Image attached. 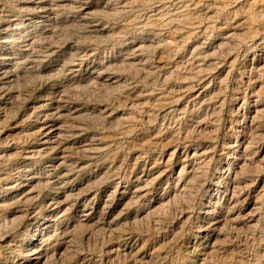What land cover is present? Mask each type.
Wrapping results in <instances>:
<instances>
[{
  "label": "rangeland",
  "instance_id": "374dc122",
  "mask_svg": "<svg viewBox=\"0 0 264 264\" xmlns=\"http://www.w3.org/2000/svg\"><path fill=\"white\" fill-rule=\"evenodd\" d=\"M40 1L54 14L36 26L37 17L22 13L16 0H0V37L19 36L15 46L31 43L27 65L14 69L11 80L0 76V177L15 184L30 172L38 181L32 204L0 207V238L19 243L23 232L25 239L49 240L46 264H264V112L251 130L260 134L253 151L262 152L245 171L236 168L240 203L215 221L204 213L209 193L216 199L225 189L235 138L245 128L239 106L253 103L254 81L264 103V79L255 71L264 58V0H78L75 10L62 9L69 3L60 0ZM10 19L24 20V27L12 32ZM38 103L66 105L63 116L51 118L64 134L57 150L25 162L23 150L36 146L44 121L31 109ZM72 108L74 115L67 113ZM194 148L209 158L184 176L181 189L177 156ZM64 156L65 163L58 160ZM61 186L58 196L72 209L56 214L61 223L47 239L44 209ZM116 186L126 195L107 199ZM135 186L148 197L135 195ZM162 197L163 207L151 209ZM91 201L90 222L81 224ZM30 208L34 219L27 222ZM6 260L20 258L0 248V264Z\"/></svg>",
  "mask_w": 264,
  "mask_h": 264
},
{
  "label": "bare ground",
  "instance_id": "6f19581e",
  "mask_svg": "<svg viewBox=\"0 0 264 264\" xmlns=\"http://www.w3.org/2000/svg\"><path fill=\"white\" fill-rule=\"evenodd\" d=\"M17 3L19 4V7L22 9V13L26 12H32V15H35V17H37L38 22H33L32 25H36L39 26L41 24L44 23V19L48 20L49 22H51V19L49 18L50 15H53L54 13L50 12V9H48L47 6H49L48 4H44V2L40 1V0H16ZM59 1V0H58ZM61 1V4L63 3H69V5H66L62 8V6L60 5H55L57 6V8H62L64 9L65 7H70L71 9L75 10V7L73 4H75L78 0H65V1ZM55 2V1H54ZM55 4V3H54ZM18 6V5H17ZM78 7V6H77ZM16 8V7H15ZM79 10L83 11L84 9L79 7ZM21 13V14H22ZM58 13V12H57ZM88 13V12H87ZM56 15V14H55ZM54 15V16H55ZM88 15V14H86ZM11 16V15H10ZM40 16H44V17H40ZM264 16V15H263ZM16 17V16H14ZM19 17V16H18ZM33 18V16L30 18H28L27 21L28 23H31V19ZM6 19V18H5ZM13 19V18H12ZM18 19V18H17ZM39 19H41V21H39ZM55 19V17H54ZM6 21V20H5ZM56 21V19H55ZM54 21V22H55ZM9 26L11 25V23H15L14 24V28H12V32H18L19 27L23 28L24 27V20L19 19L18 21L15 20H8ZM7 28V27H6ZM47 29V28H46ZM9 30V29H8ZM20 30V29H19ZM25 33V32H24ZM6 34V33H5ZM232 34V33H231ZM233 36V35H232ZM231 36V37H232ZM239 36V35H238ZM19 37V36H18ZM18 37L15 36H7V34L5 36H3L1 39H3L2 41H0V52L3 51V53L0 55V76L3 80H7L10 79L12 77V72L14 69H17V67H21V65L24 64V62H26V60H23V58H26V48L31 47V43H26L21 40V42L17 41V43L19 44L17 46L14 45L16 43V40L18 39ZM157 37V36H156ZM227 37V36H226ZM22 38V37H21ZM25 38V37H24ZM48 38V37H46ZM224 38V37H223ZM9 39H11L9 41ZM236 39V38H235ZM239 39V37H238ZM226 41V40H225ZM160 42V41H159ZM229 42V41H227ZM227 44V43H226ZM229 44V43H228ZM227 44V45H228ZM223 45V44H222ZM226 45V47H227ZM13 46L11 48V50H13L14 52L12 53H7V49L8 47ZM234 46V45H233ZM144 47V46H143ZM232 47V46H230ZM219 48V47H218ZM223 48V47H221ZM144 49V48H143ZM142 50V49H141ZM6 51V52H5ZM28 51V50H27ZM47 51V50H46ZM229 51V50H228ZM29 52V51H28ZM33 53V52H32ZM37 53V52H36ZM136 54V53H135ZM14 55V56H13ZM134 55V54H133ZM113 58V57H112ZM129 58V57H128ZM253 61V60H252ZM122 62V61H121ZM36 63V62H35ZM34 63V65H35ZM38 64V63H36ZM40 64V62H39ZM121 64V63H120ZM137 64V63H136ZM141 64V63H140ZM24 65H27L26 63ZM32 65V64H31ZM122 65V64H121ZM131 65V64H130ZM257 66L255 67V71L257 74V79L261 82V79H264V58L262 60H257ZM123 66V65H122ZM26 67V66H25ZM32 67V66H31ZM30 67V68H31ZM134 68V67H133ZM44 69V68H43ZM139 69V68H138ZM142 69V68H141ZM200 69V68H199ZM27 70V69H26ZM34 70V68H33ZM30 71V70H29ZM107 71V70H106ZM110 71V69H109ZM249 72V71H248ZM191 74V73H190ZM201 74V73H200ZM255 74V73H254ZM40 75V74H39ZM198 75V74H197ZM14 76V75H13ZM255 76V75H254ZM16 77V76H15ZM170 77V76H168ZM194 77V76H193ZM196 77V74H195ZM250 77V76H249ZM192 78V76H191ZM255 78V79H256ZM256 79V80H257ZM11 80V79H10ZM185 80V79H184ZM34 81V80H33ZM107 81V80H106ZM105 81V82H106ZM109 81V79H108ZM253 81V80H252ZM255 84L253 85V89L251 94H249L250 96L248 97V100L250 98L255 97V99L252 101L253 103L251 104V102L247 103L244 102V100L242 101V104L239 106V109H241L242 111L244 110V114L242 115V123H245V128L242 127V131H239L241 133L240 138H235V150L233 152V154L229 157L230 162L227 163V168H226V178H225V188L222 192L218 191L221 193V196L219 195L218 198L215 199V195H211V192L209 193V197H208V205H209V209L205 211L204 213H206L208 216V221H215V219L222 217V216H228V214H231V211L235 210V208L237 207L238 202L242 199L243 196V191L244 188L240 187L241 185L238 183L237 181V175L238 172H236V168L239 169V172L245 171L244 168H246L248 165L246 164L248 161V163H250L251 160L254 159V161L256 162L258 159L256 157H258L260 155V153L262 151H260L261 148H258L257 146H255V149L253 151V147H254V140L258 137V135L260 136V134L254 133L252 134L251 130L254 129V125L257 123V120L259 119V117H261L260 115L264 112L263 108V101L261 100V88L256 91V85L258 84L256 81H254ZM156 83V82H155ZM245 83V82H244ZM257 83V84H256ZM252 84V82H251ZM103 85V84H102ZM252 87V86H251ZM95 88V87H94ZM238 89V88H237ZM250 90V91H251ZM241 92V91H240ZM56 93V92H55ZM244 94V93H243ZM7 95V94H6ZM246 95V94H245ZM10 96V95H9ZM245 97V96H244ZM247 97V95H246ZM245 97V98H246ZM61 98V97H59ZM241 98V97H240ZM25 99V98H24ZM58 99V98H57ZM64 99V98H63ZM197 99V98H196ZM43 100V99H42ZM44 101V100H43ZM63 101V100H62ZM61 101V102H62ZM239 99L236 97L234 100V103L237 105ZM251 101V100H249ZM57 102V101H56ZM68 103V102H67ZM39 104V103H38ZM127 104V103H126ZM66 106V105H65ZM64 106V107H65ZM64 107H60V105H55L54 107L50 105H42V103H40L37 107H32L31 109L36 112L38 115H42V117L44 118V121L42 120V125H41V129L38 131L39 134V139L37 140V144L36 146H30L28 149H24L23 150V160L25 162L31 161V158L34 157L33 155L37 154V153H41V152H46V151H55L57 150L56 146L59 144V141L61 139L62 133H63V129L61 128V126H58V119H51L53 118V116H57L58 118H60L61 116H63L64 114ZM136 108V107H135ZM29 109V108H28ZM70 109V108H69ZM68 109V110H69ZM77 109L72 108V110L68 111L67 113L70 115H74L77 113ZM243 113V112H242ZM91 114V113H90ZM38 115L36 116V119L38 117ZM241 115V114H240ZM6 116V115H5ZM211 116V115H210ZM35 117V116H34ZM130 117V116H129ZM56 118V117H55ZM41 119V118H40ZM68 119V118H66ZM34 120V119H33ZM39 121V120H38ZM264 121V120H263ZM40 122V121H39ZM261 122V121H260ZM218 124V123H217ZM258 124V123H257ZM132 125V124H131ZM40 126V125H39ZM36 128V127H35ZM78 128V127H77ZM248 130L250 132L249 136L246 137L245 136V131ZM259 130V129H258ZM37 131V130H36ZM247 131V132H248ZM262 132V131H261ZM64 134V133H63ZM68 135V134H67ZM71 136V135H70ZM77 136V135H76ZM84 136V135H83ZM238 136V135H237ZM262 138H264V130H263V134H261ZM69 137V135H68ZM80 138V137H79ZM261 140V139H260ZM65 141V140H64ZM258 143V141H257ZM256 143V144H257ZM78 144H80L78 142ZM199 145V144H198ZM81 149H86V147L81 146ZM186 149V148H185ZM89 151V150H88ZM208 151H206V149L204 148H194L192 154L189 155L188 150H184L182 153L178 154L177 158L178 160H180V168L177 172H174L175 176H176V183L175 185L178 186L179 188L183 189L185 187V184L183 181L184 176H187L189 178V176L193 175L194 171L196 168L199 169V167H201L203 164H205L207 162V159L209 158L208 156ZM64 154V153H63ZM44 155V154H43ZM57 155V154H56ZM59 155V154H58ZM57 155V156H58ZM39 156V154L37 155ZM41 156V154H40ZM71 156V155H70ZM65 156L64 157H60L58 158L59 161H65ZM70 159V157H69ZM257 159V160H256ZM264 159V153H263V158ZM261 159V160H262ZM57 160V161H58ZM56 161V162H57ZM263 161V160H262ZM1 162V161H0ZM260 162V161H258ZM30 163V162H29ZM65 163V162H64ZM261 163V162H260ZM257 165H259V163H256ZM68 165V164H67ZM157 165V164H156ZM53 166V165H52ZM204 167V166H203ZM264 168V167H261ZM165 170V169H164ZM201 170V169H200ZM150 171H152L150 169ZM28 172V171H27ZM163 172V171H161ZM22 173V171L20 172ZM25 173V172H24ZM160 173V172H159ZM158 173V174H159ZM241 175H244V173H241ZM161 176H163L162 174L159 175L157 177V179H159ZM194 176V175H193ZM9 177V176H8ZM8 177H0V183L3 182V184L5 185L3 188V193H0V207H7V206H17L19 204H23V205H28V204H32L33 203V193H34V189L37 186V182L35 181L34 177L32 176V174L30 172H28L27 175L21 174V176H19V180L17 181L16 179V183L12 184L10 181V179L8 180ZM239 177V176H238ZM52 178V177H51ZM162 178V177H161ZM221 178V177H220ZM139 179V178H138ZM140 180V179H139ZM141 181V180H140ZM240 181V180H239ZM42 182V181H41ZM138 182V181H137ZM147 182V180H146ZM145 182V183H146ZM119 184V183H118ZM1 186V185H0ZM119 186V185H118ZM118 186L115 187V192L111 193V195H109L107 197V199L111 198L112 195H116L119 197H124V195H126V193H121V189L118 188ZM149 186V185H148ZM64 187V186H63ZM63 187H58V192L54 195L53 198H51L50 203L48 205H46L45 209L46 210V216L44 217V223H43V231L45 232V236L47 237V239H50L49 237V233H50V228L54 225H58L61 223V221L59 222L56 218V214L59 212H63L64 211H71L70 208H66V201L67 198L61 200V198L58 196V194L62 193L61 190H63ZM125 188V187H124ZM189 188V187H188ZM243 188V189H242ZM150 189V188H149ZM185 189V188H184ZM247 190V189H246ZM179 191V190H178ZM55 193V192H54ZM134 194L139 196L140 199H145L148 197V192L146 191V189H143L142 187L139 186H135L134 189ZM179 195V194H178ZM36 196V194H35ZM47 196V195H46ZM72 196V195H71ZM114 197V196H113ZM69 198V197H68ZM138 198V199H139ZM70 199V198H69ZM121 199V198H120ZM173 199V198H172ZM171 199V200H172ZM165 198H159V199H153V203L150 206L151 209L153 210H159L163 207V202H164ZM222 200V201H221ZM258 200V199H257ZM111 201V200H109ZM141 201V200H140ZM169 201V199H168ZM262 202V201H261ZM45 203V202H44ZM94 203L93 201L91 202H87L85 203L83 209H85L83 215L81 216L82 221L80 220L79 222L81 224H87L90 222L91 216L93 214V210L94 209ZM104 205L102 206L103 208H107L106 204H107V200H105ZM240 203V202H239ZM109 204V203H108ZM111 204V203H110ZM169 204V203H167ZM166 204V205H167ZM150 205V204H149ZM263 206V205H261ZM29 207V206H28ZM219 207V211H216V208ZM65 208V209H64ZM255 208V207H254ZM264 208V207H262ZM2 209V208H1ZM17 209V208H16ZM30 209H26L24 211L25 213V218L27 219V222L29 220L34 219V211H32ZM24 210V208H23ZM259 210V209H257ZM102 211V210H101ZM161 211V210H160ZM165 211V210H164ZM263 211V210H262ZM17 212H21L20 210H17ZM16 213V212H15ZM62 213V215H63ZM67 213V212H66ZM251 213V212H250ZM264 213V212H261ZM69 214V213H68ZM101 214V213H100ZM150 213H148L149 215ZM153 214V213H152ZM59 215V214H58ZM61 215V214H60ZM253 215V214H252ZM251 215V216H252ZM22 217V216H21ZM20 218V217H19ZM241 219V218H240ZM14 220V218L12 219V221ZM26 221V220H25ZM24 221V222H25ZM6 223V221H5ZM32 224V223H31ZM73 224V223H72ZM11 225V224H10ZM9 225V226H10ZM27 226V225H26ZM71 226L72 225H67V227L65 228V231L62 232V236L63 239L66 238L68 239V235L71 232ZM81 226V225H80ZM83 226V225H82ZM22 227V226H21ZM201 228V227H200ZM103 229V228H102ZM26 230V228H25ZM64 230V229H63ZM34 232V231H33ZM43 232V233H44ZM61 232V231H60ZM59 234V233H58ZM27 235V233H26ZM23 232L21 234V236H19V243H15L16 240H10L8 242H6L5 238L3 239V237L0 238V248H2L4 250V253H17V256H19L20 261L18 263H16L15 261H9L7 262V260L4 262L5 264H46L47 260H48V256H49V252H50V247H48V244H45V241L47 240H37L33 234L29 235L30 237H28V239H25L26 236ZM53 235V234H52ZM54 237V236H53ZM42 239V238H41ZM71 239V238H69ZM68 241V240H67ZM49 242V240L47 241ZM70 242V241H69ZM62 243V242H61ZM65 243V242H64ZM16 249V250H15ZM53 249V248H52ZM57 249V248H56ZM55 249V250H56ZM57 254H59L60 249L56 250ZM55 253H53V256ZM52 255V253H51ZM61 255V254H60ZM51 258V256H50ZM4 260V259H3Z\"/></svg>",
  "mask_w": 264,
  "mask_h": 264
}]
</instances>
